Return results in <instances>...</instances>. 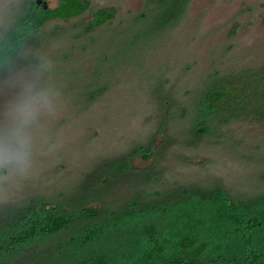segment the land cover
<instances>
[{"label":"rangeland","instance_id":"374dc122","mask_svg":"<svg viewBox=\"0 0 264 264\" xmlns=\"http://www.w3.org/2000/svg\"><path fill=\"white\" fill-rule=\"evenodd\" d=\"M85 1L80 16L46 22L26 50L29 62L0 80V153L28 152L26 170L0 168V210L31 198L57 206L82 196L80 207L109 212L137 194H264V124L201 110L213 83L264 66V0H190L167 25L171 10L158 14L157 0ZM35 3L0 0V41ZM100 9L112 19L82 34ZM24 103L36 109L28 123L16 112ZM128 156L137 178L87 191L104 175L124 179ZM33 256L15 264H36Z\"/></svg>","mask_w":264,"mask_h":264},{"label":"trees","instance_id":"16d2710c","mask_svg":"<svg viewBox=\"0 0 264 264\" xmlns=\"http://www.w3.org/2000/svg\"><path fill=\"white\" fill-rule=\"evenodd\" d=\"M156 2L158 14L171 10L167 25L178 20L190 0ZM87 9L85 0H61L47 10L35 3L27 9L0 41V80L29 62L26 50L41 40L46 22L72 19ZM112 17L109 9L98 10L82 34ZM201 110L203 117L223 122L264 124V66L213 83ZM139 155L137 150L131 156ZM129 160L121 166L124 179L104 175L87 191L137 178ZM148 198L137 194L109 212L99 205L80 207L82 196L57 206L31 198L1 209L0 264L19 263L33 253L36 264H264V194L244 200L231 198L222 188L184 189L159 200Z\"/></svg>","mask_w":264,"mask_h":264},{"label":"clouds","instance_id":"9594fccd","mask_svg":"<svg viewBox=\"0 0 264 264\" xmlns=\"http://www.w3.org/2000/svg\"><path fill=\"white\" fill-rule=\"evenodd\" d=\"M49 106V105H46ZM16 112L23 119L24 123L30 122L35 118L36 109L34 105L24 103L22 106L17 107ZM17 138L22 137V129L17 128L14 132ZM21 146L25 148L26 141L21 139ZM16 163L21 169L26 170L28 166V152L26 150L17 152L14 156H8L4 153H0V168L6 166V164ZM12 169H9L11 174Z\"/></svg>","mask_w":264,"mask_h":264},{"label":"water","instance_id":"95a60500","mask_svg":"<svg viewBox=\"0 0 264 264\" xmlns=\"http://www.w3.org/2000/svg\"><path fill=\"white\" fill-rule=\"evenodd\" d=\"M36 4H37V6L42 5L44 10L49 9L47 3L43 2L42 0H36Z\"/></svg>","mask_w":264,"mask_h":264}]
</instances>
